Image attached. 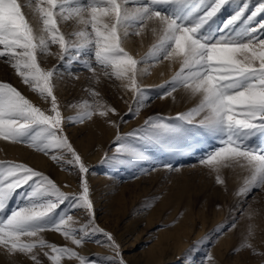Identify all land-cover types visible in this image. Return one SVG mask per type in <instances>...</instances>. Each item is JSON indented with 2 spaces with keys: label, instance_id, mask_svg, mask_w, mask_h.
Segmentation results:
<instances>
[{
  "label": "snow or ice",
  "instance_id": "1",
  "mask_svg": "<svg viewBox=\"0 0 264 264\" xmlns=\"http://www.w3.org/2000/svg\"><path fill=\"white\" fill-rule=\"evenodd\" d=\"M128 3L129 0H28L22 5L19 0H0V58H6L23 83L51 103L50 112H45L16 87L0 82V140L27 143L37 151L51 153L57 163L64 157L55 153L67 151L72 157L67 163L78 167L82 177L81 192L69 195L26 164L0 161V246L10 254L30 255L35 264H41L34 250L48 248L51 252L44 255L51 264H61L65 258L76 259L79 264H125L113 236L95 222L87 180L89 169L67 136L62 135L64 117L53 83L58 69H45L38 58V54L51 55V45H59V59L82 63L95 77L97 68L80 57L83 51L89 59L94 58L104 75L121 81L124 88L136 94L138 106H143L140 99L146 95L138 81L139 66L150 59L179 62L180 70L164 95L183 88L199 98L198 104L171 121L150 118L131 135L140 143L190 150L193 145L189 139L196 130L190 126L195 125L220 143L199 161L217 173V183H224L219 175L222 168L239 165L248 175L237 195H246L254 188L264 190V36L260 34L264 21L255 23L264 14V0H259L248 15L250 0H146L134 9H129ZM226 5L234 6V10L230 17L219 21L218 14ZM24 7L41 22L39 32ZM58 18L75 19L83 27L70 40L61 32ZM151 21L158 24L152 29L157 43L143 61L137 60L125 49L124 42L130 29H137L135 35H140ZM91 95L100 94L93 90ZM109 112L115 114L116 110L100 100L84 101L78 120L82 122L96 114L106 117ZM119 139L116 152L126 162L145 158L146 153L137 144L124 137ZM25 185L29 190L21 194L24 202L7 212L17 190ZM65 204L84 210L89 221L74 227L72 215L57 211L62 212L61 205ZM46 231L61 234L77 248L84 245L85 237L99 233L115 257H83L73 248L47 242L41 236ZM248 235H253V226H249ZM243 246L252 247L248 238ZM207 260L213 257L209 254Z\"/></svg>",
  "mask_w": 264,
  "mask_h": 264
},
{
  "label": "rangeland",
  "instance_id": "2",
  "mask_svg": "<svg viewBox=\"0 0 264 264\" xmlns=\"http://www.w3.org/2000/svg\"><path fill=\"white\" fill-rule=\"evenodd\" d=\"M19 2L26 5L28 0ZM145 2L129 0L127 7L134 9ZM258 3L259 0H250L246 15ZM23 10L39 32L41 22L29 8ZM233 10L234 6L226 5L217 19L223 21ZM260 21H264V14L259 15L255 23ZM58 24L70 40L74 39L72 34L83 27L75 19L58 18ZM154 27L158 28L157 22H149L140 35H135L137 29H130L124 47L137 60L143 61L157 43V36L152 32ZM260 34L264 36V30ZM50 52L51 55L38 54V58L45 69H58L53 83L64 117L62 135L67 136L89 169L87 180L95 222L113 236L125 264H142L144 255L160 249L173 257L163 264H264V190L254 188L246 195H237L248 175L245 168L239 165L222 168L219 175L224 183L220 184L217 173L199 163L202 156L220 147L218 140L195 125L190 126L196 129L189 139L193 145L190 150L140 143L131 135L143 128L150 118L171 121L198 104L199 98L183 88L164 95L180 70L179 62L150 59L139 66L138 81L146 95L140 99L143 106H138L136 94L124 88L121 81L104 75L94 58L89 59L83 51L80 58L88 59L97 68V76L94 77L82 63H66L59 59V45H51ZM0 82L11 84L34 105L50 112V99L45 101L24 84L6 58H0ZM93 90L100 94L99 97L91 95ZM94 100L114 108L115 114L109 112L106 117L96 114L80 122L78 117L82 115L83 102ZM120 137L137 144L146 153L145 158L126 162L122 154L116 152ZM4 141L5 146H0V161L26 164L48 176L69 195L81 192V174L78 167L67 163L72 159L67 151L55 153L64 157L57 163L52 160L51 153L37 151L27 143ZM106 181L111 187L105 185ZM28 190V185L18 189L6 211L23 203L21 194ZM117 195L118 205L114 202ZM61 209L62 212L57 210L61 215L73 216L76 228L89 221V214L82 209H72L67 204L61 205ZM249 226H253L250 237ZM41 236L57 246L73 248L86 258L115 257L105 237L99 233L85 237L86 242L79 248L54 231H46ZM245 238L252 247L243 246ZM44 252L51 250H34L41 264H51ZM209 254L212 261L207 260ZM66 260L79 264L76 259ZM0 264H35V261L30 255L10 254L0 246Z\"/></svg>",
  "mask_w": 264,
  "mask_h": 264
},
{
  "label": "bare ground",
  "instance_id": "3",
  "mask_svg": "<svg viewBox=\"0 0 264 264\" xmlns=\"http://www.w3.org/2000/svg\"><path fill=\"white\" fill-rule=\"evenodd\" d=\"M134 57L136 58V56H134ZM136 59H138V58H136ZM0 146H5L4 140H0ZM105 185L108 187H111V186H109V182H107V181L105 182ZM114 197H115V200H114L115 204L116 205L120 204L119 199H118L119 196L117 195ZM161 238L163 239V237H161ZM172 258L173 257H171V256L165 255L164 250H162V249L157 250V251L151 250L150 252L147 253V255H144V257L141 258L140 263H142V264H163L165 262L170 261ZM61 264H71V263H70V261H67L66 259H64V260H62Z\"/></svg>",
  "mask_w": 264,
  "mask_h": 264
}]
</instances>
